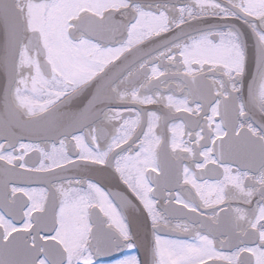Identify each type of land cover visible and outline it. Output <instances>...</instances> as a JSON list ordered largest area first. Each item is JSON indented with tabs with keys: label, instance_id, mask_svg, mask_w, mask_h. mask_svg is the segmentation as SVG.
I'll list each match as a JSON object with an SVG mask.
<instances>
[{
	"label": "snow or ice",
	"instance_id": "6c2138e0",
	"mask_svg": "<svg viewBox=\"0 0 264 264\" xmlns=\"http://www.w3.org/2000/svg\"><path fill=\"white\" fill-rule=\"evenodd\" d=\"M0 264H264V0H0Z\"/></svg>",
	"mask_w": 264,
	"mask_h": 264
}]
</instances>
